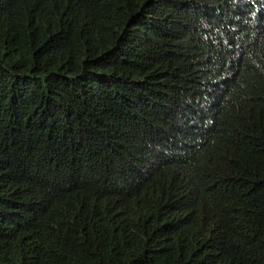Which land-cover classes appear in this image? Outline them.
Returning a JSON list of instances; mask_svg holds the SVG:
<instances>
[{
	"label": "trees",
	"instance_id": "trees-1",
	"mask_svg": "<svg viewBox=\"0 0 264 264\" xmlns=\"http://www.w3.org/2000/svg\"><path fill=\"white\" fill-rule=\"evenodd\" d=\"M259 2L0 0V264H264Z\"/></svg>",
	"mask_w": 264,
	"mask_h": 264
},
{
	"label": "clouds",
	"instance_id": "clouds-1",
	"mask_svg": "<svg viewBox=\"0 0 264 264\" xmlns=\"http://www.w3.org/2000/svg\"><path fill=\"white\" fill-rule=\"evenodd\" d=\"M257 9L248 10L245 14L238 15L236 20L244 26L250 28L256 34L264 35V0H260ZM183 145L182 149H185Z\"/></svg>",
	"mask_w": 264,
	"mask_h": 264
}]
</instances>
